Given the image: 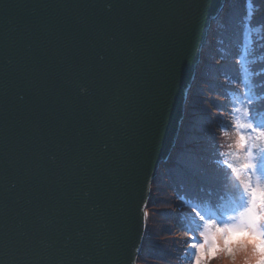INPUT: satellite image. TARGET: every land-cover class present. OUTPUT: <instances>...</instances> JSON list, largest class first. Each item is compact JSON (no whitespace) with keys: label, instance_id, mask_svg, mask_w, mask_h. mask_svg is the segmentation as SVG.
I'll return each instance as SVG.
<instances>
[{"label":"water","instance_id":"water-1","mask_svg":"<svg viewBox=\"0 0 264 264\" xmlns=\"http://www.w3.org/2000/svg\"><path fill=\"white\" fill-rule=\"evenodd\" d=\"M229 1L0 0V264H138Z\"/></svg>","mask_w":264,"mask_h":264},{"label":"trees","instance_id":"trees-1","mask_svg":"<svg viewBox=\"0 0 264 264\" xmlns=\"http://www.w3.org/2000/svg\"><path fill=\"white\" fill-rule=\"evenodd\" d=\"M252 1L231 0L222 23L214 25L217 28L214 30L215 40L206 48L211 54L208 53L206 59L204 57L187 101V114L177 146L170 161L161 169L159 178L154 181L162 182L161 188L155 185L154 203L159 204L152 209L160 216L150 217L154 225L144 241L143 253L146 255L140 258V264H182L183 248L174 235L172 225L184 222L183 213L194 216L191 212L193 205L202 211L211 207L219 214L222 204L231 200L228 192L231 188L224 180L225 172L217 169L214 161L221 158L217 152L224 147L217 132L224 125L226 106L235 95H243L237 56L248 22L252 28L262 30L256 67L261 74L252 80L253 88L260 96L259 104L256 102L253 107V114L264 119V16L249 20L248 5ZM215 56L221 58L220 63H213ZM246 82L249 84V81Z\"/></svg>","mask_w":264,"mask_h":264},{"label":"rangeland","instance_id":"rangeland-1","mask_svg":"<svg viewBox=\"0 0 264 264\" xmlns=\"http://www.w3.org/2000/svg\"><path fill=\"white\" fill-rule=\"evenodd\" d=\"M253 1L257 4H255ZM253 1H252L253 4L251 3L248 5L249 20H253L255 17L264 16V0H253ZM220 23H222V19ZM216 29L213 26L211 33H210L209 43L214 42L215 40L214 30ZM261 31H262L261 29L259 30L258 28L256 29H254V27L252 28L248 22L247 27L245 28V31L243 32L241 51H240L239 56H237L240 69H241L240 83L241 85H243V95H235L234 99L230 103L227 104L226 109H225L226 113L224 115V125H221V130L217 132L218 133L217 137L220 135L218 138L220 139L221 144L224 147L218 150V153H219L218 155H220L221 158L218 160H215L214 165L217 169L222 170L227 174L226 182L229 185V188H231L230 190H232V191L230 190L228 191L229 196H231V200L222 204L223 208L220 210L219 214L216 212V210H214L213 208L211 209L210 207H206V212H209L225 220L227 219V216L225 215V213L240 203V192L242 190V185L240 184V180H244L247 182L249 178V175H250L249 170L243 167L245 163L251 162V158L248 156V151L250 150L253 156L257 158L260 155H264V137H260L258 132H255V133L251 132L247 128V123H248L249 118L244 113V109L246 108L253 109L255 103L257 102L259 104L260 102V96L257 92H255V89L253 88L254 84H253L252 79L258 77L261 74L260 70L256 69L259 63L258 59L260 57L257 47H258L259 41L262 40ZM206 48L204 50L205 52L202 55V61L204 60V57L206 59L207 55L211 54L208 52L209 50L206 51ZM220 60L221 58H219V56H215L213 63L218 64L220 63L219 62ZM202 64L203 62L201 63L199 73L201 71ZM199 73H198V76H199ZM246 81H249L248 82L249 84H246L247 83ZM203 86L205 87L207 85H203ZM191 91L189 92V96L191 94ZM189 96H188V99H189ZM249 100L252 101L251 105L249 103ZM187 105H186V114H187V107H188ZM237 108H239L240 111L238 112L235 111V109ZM253 118L255 122L264 123V119L261 118L260 116H255L253 114ZM183 125L184 124H182V127ZM182 127H181V130H182ZM240 135H244L247 138L246 148L240 147V144H239ZM227 164H232L236 171L233 172L231 169H227L226 168ZM252 181L255 182V177L252 178ZM155 185L161 188L162 182L157 181L153 184L152 195H151V198L147 206L148 225H147V233H146L145 240L149 237L148 231H150L154 225V222H150V217H153L154 215H159V212L156 213V211L152 210V209H155L156 205L159 204L158 202L154 203V198H155L154 196L156 193L154 190ZM178 211H182V209H178ZM183 214L185 215L184 216L185 222L181 224H173L172 227L174 230V235L177 236L178 242L180 246L183 248L181 252L182 264H194L193 252L195 250L192 249L189 245L190 243H193V242H199V243L203 242V238L199 236V231H203V228H199V229L197 228L198 222L194 220L193 215H191L190 213L189 214L183 213ZM229 223H231V221H229ZM194 236H195V239L193 238ZM212 243L213 241L211 238V230H210L208 232V246L211 247ZM144 244H143V247H144ZM143 247L141 250L140 258L146 255V253L145 254L143 253ZM140 258H139L138 264L142 263V260L140 262ZM244 260H245V257L242 254L236 257L235 262H233V260L228 256H220L219 258L212 259L210 261V264H243ZM146 263L148 262H144V264Z\"/></svg>","mask_w":264,"mask_h":264},{"label":"snow or ice","instance_id":"snow-or-ice-1","mask_svg":"<svg viewBox=\"0 0 264 264\" xmlns=\"http://www.w3.org/2000/svg\"><path fill=\"white\" fill-rule=\"evenodd\" d=\"M100 59L103 60L104 57L101 56ZM81 91L83 93L87 90ZM249 103L251 104V100ZM235 111L238 112L240 109L237 108ZM253 112V109H244L245 115L249 118L247 128L264 137V123L255 122ZM239 144L240 147L246 148L247 138L244 135H240ZM248 156L251 162L245 163L243 167L249 170V178L247 182L240 180L242 185L240 203L225 213L226 220L202 211L196 205L191 208L194 220L198 222L197 228H203V231H199L203 242H193L189 245L195 250L194 264H210L212 259L220 256H228L235 262L236 257L241 254L245 257L243 264H264V155L257 158L249 150ZM51 159L55 160V155L51 156ZM77 166L76 161H66L65 167L69 174ZM226 168L236 171L232 164H227ZM253 177L255 182L252 181ZM224 180H227L226 173ZM210 230L213 241L211 247L208 246ZM193 238L195 239V236Z\"/></svg>","mask_w":264,"mask_h":264},{"label":"bare ground","instance_id":"bare-ground-1","mask_svg":"<svg viewBox=\"0 0 264 264\" xmlns=\"http://www.w3.org/2000/svg\"><path fill=\"white\" fill-rule=\"evenodd\" d=\"M230 1H231V0H230ZM230 1H229V2H230ZM228 4H229V3H228ZM225 11H226V8H225ZM224 14H225V12H224ZM224 14H223V16H224ZM223 16H222V18H223ZM222 18H221V19H222ZM221 19H220L218 22H220ZM218 22H217V23H218ZM217 23H214L213 26L216 25ZM213 26H212V28H213ZM211 30H212V29H211ZM210 33H211V31H209V38H208V41H207V45H208L209 40H210ZM204 50H205V49H204ZM203 53H204V51H203ZM197 79H198V78H197ZM175 148H176V147H175ZM174 150H175V149H174ZM172 154H173V153H172ZM172 154H171V156H172ZM170 159H171V157H170ZM170 159L168 160V162L170 161ZM168 162H167V163H168ZM167 163H166L165 165H167ZM165 165H163L162 167H164ZM160 171H161V170H160ZM159 174H160V172H159ZM158 176H159V175H158ZM152 188H153V185H152ZM183 221L185 222V220H183Z\"/></svg>","mask_w":264,"mask_h":264}]
</instances>
